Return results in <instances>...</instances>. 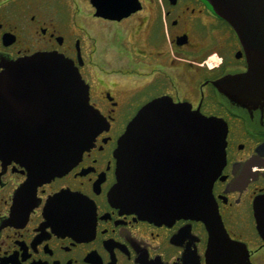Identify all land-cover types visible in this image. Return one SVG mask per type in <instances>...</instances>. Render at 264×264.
<instances>
[{"label":"flooded vegetation","instance_id":"af4514ba","mask_svg":"<svg viewBox=\"0 0 264 264\" xmlns=\"http://www.w3.org/2000/svg\"><path fill=\"white\" fill-rule=\"evenodd\" d=\"M38 52L74 61L103 129L46 181L31 180L27 160L0 157V264H264L255 209L264 195V95L243 104L216 85L248 61L209 0H0V63ZM162 97L227 125L212 195L228 237L214 250L205 220L144 218L111 196L121 135ZM35 104L29 98V111H11L10 121L40 119ZM154 139L139 146L137 172L184 176L188 143Z\"/></svg>","mask_w":264,"mask_h":264},{"label":"water","instance_id":"95a60500","mask_svg":"<svg viewBox=\"0 0 264 264\" xmlns=\"http://www.w3.org/2000/svg\"><path fill=\"white\" fill-rule=\"evenodd\" d=\"M236 30L246 51L243 73L217 80L233 100L247 103L264 95V0H209ZM0 157L27 160L33 181H46L75 163L103 129L90 104L89 85L74 61L59 52H38L0 63ZM33 100L40 119L22 125L11 111ZM19 106V107H18ZM227 125L167 97L144 106L129 122L116 149L118 181L112 198L148 219H203L210 249L228 237L216 210L213 184L226 160ZM188 143V172L144 178L137 172L140 145ZM153 138V139H152ZM177 138V140L173 139ZM156 140V141H155ZM258 229L264 237V195L255 201ZM224 251V246H222Z\"/></svg>","mask_w":264,"mask_h":264}]
</instances>
